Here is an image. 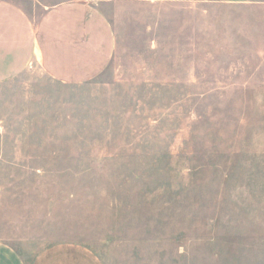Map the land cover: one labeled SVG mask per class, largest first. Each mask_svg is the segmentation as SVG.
Returning <instances> with one entry per match:
<instances>
[{"label": "rangeland", "instance_id": "obj_1", "mask_svg": "<svg viewBox=\"0 0 264 264\" xmlns=\"http://www.w3.org/2000/svg\"><path fill=\"white\" fill-rule=\"evenodd\" d=\"M94 4L99 77L0 83V241L28 264H264V0Z\"/></svg>", "mask_w": 264, "mask_h": 264}, {"label": "crops", "instance_id": "obj_2", "mask_svg": "<svg viewBox=\"0 0 264 264\" xmlns=\"http://www.w3.org/2000/svg\"><path fill=\"white\" fill-rule=\"evenodd\" d=\"M217 1L246 5L258 0ZM116 43L113 26L94 0H0V83L18 77L32 63L61 84L87 83L107 69ZM0 264L28 262L0 241ZM30 264L101 263L88 248L62 245Z\"/></svg>", "mask_w": 264, "mask_h": 264}]
</instances>
